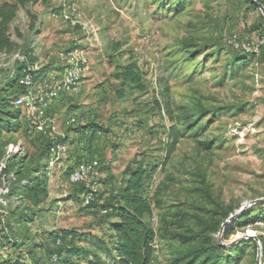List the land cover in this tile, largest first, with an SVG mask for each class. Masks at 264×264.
<instances>
[{
    "label": "rangeland",
    "instance_id": "1",
    "mask_svg": "<svg viewBox=\"0 0 264 264\" xmlns=\"http://www.w3.org/2000/svg\"><path fill=\"white\" fill-rule=\"evenodd\" d=\"M255 1L264 5V0ZM65 13L79 14L78 23L65 20ZM262 18L248 0H49L47 5L38 2L22 10L10 25L18 51L31 58L36 51L44 58L42 67L34 63L39 70H52L61 53L77 51L88 59L89 69L80 84L85 85L72 93L58 118H81L79 125L89 118V124L105 129L92 140L89 150L85 144L76 147L80 150L73 163L86 149L94 156L89 157L91 163L98 164L103 157L113 168L117 162L119 174L138 160L158 167L152 190L160 185L162 205L154 212L159 252L152 264H173L177 249L187 254L198 243L208 247V239L219 250L210 251L196 264L208 256L209 264H256L255 241L240 245L241 240L234 244H238L235 251L234 246L218 244V232L229 216L264 199ZM94 30L97 39L92 38ZM249 46L257 48L253 52L259 55H250ZM128 64L142 72L143 90L131 89L121 81L120 69ZM9 68L0 71L2 86L8 81ZM24 113L20 118H27ZM127 120L130 129L125 135L121 130ZM74 128L69 129L74 132ZM171 131L179 135V141L168 154ZM75 140L67 139L71 144ZM40 141L28 140L24 126L11 133L4 130L0 156L9 143L22 142L26 166L32 165L42 152ZM48 153L42 152L38 165L48 185L45 199L39 206L28 199L16 201L19 207L14 210L18 211L10 217L18 244L33 254L37 264H49L44 246H51V234L58 230H77L86 238L109 240L106 228L101 227L104 217L83 205L85 187L77 199L70 195L78 187L60 185L68 181L72 159L49 181ZM96 166L102 182L109 166L104 171ZM260 210L254 209L252 215H261ZM230 231L221 238L226 246L249 234L264 237V221L236 224ZM1 238L0 264H16Z\"/></svg>",
    "mask_w": 264,
    "mask_h": 264
},
{
    "label": "trees",
    "instance_id": "2",
    "mask_svg": "<svg viewBox=\"0 0 264 264\" xmlns=\"http://www.w3.org/2000/svg\"><path fill=\"white\" fill-rule=\"evenodd\" d=\"M38 2L48 4L49 0H15L14 3L5 0L0 2V53L6 52L12 54L17 51L10 35V25L17 18L20 10H27L30 6ZM248 2L252 7H257L252 0H248ZM29 18L35 22L34 20L36 18L32 14H29ZM262 19L264 21V18ZM31 30H33V27ZM251 52L250 55H259V53ZM29 55H25L27 62L29 65H33L35 62ZM239 63L246 65L248 62L247 60H239ZM23 67L22 64L17 65L19 76L21 75ZM42 70L43 69L32 73L35 80H40L44 76ZM120 71L119 77L124 85L135 90L144 89V86L141 84L142 72L135 64H128L121 68ZM25 94V88L19 86L17 79H8L7 83L1 88L0 114L5 115H3L2 118L0 117V134L4 130H9L11 133L21 128L20 117H22L24 109L16 108L13 105V101L17 97ZM161 109L162 108H160V111ZM167 111H169V108H167ZM80 119L81 118H77L78 121L74 125H69L76 127L73 129L76 132H80L82 129L85 131L88 130L87 138L83 145L85 144L86 149L89 150L93 145L92 140L98 135L101 128L99 129L97 125L92 124L82 127L78 124ZM70 131H72V129H70ZM67 139L66 136L57 138L52 144L51 141L45 138L44 140L42 139L41 142H43L44 145V141L48 140V142H50L48 143L49 147L57 144H67L70 149L69 160L72 159L71 162H73L74 158L77 156V151L73 149L72 145L74 143H69ZM169 139L167 153L171 154L179 141V135L176 133L172 134L171 131ZM49 147L46 148L45 146L41 151H48ZM86 149H84L83 157L68 168L69 174L79 164L90 162L89 157L91 154L90 151ZM42 152L37 162L32 165L26 166L28 160L27 156L12 161L10 169L13 170L17 166L18 181L12 187L10 196H15L21 199V201L28 199L36 206H39L43 202L48 192V185L46 179H43L44 176L41 175L42 166H38L41 162ZM108 171L111 173L110 169H107V172ZM157 172V166L138 160L128 165L122 171L120 178L112 183V186L109 188H107L109 180L105 177L104 180L100 182L101 185H104V192H101L100 189L95 201L88 206L87 209L91 208V210H89L91 211L90 213L104 217L105 220H103L101 227L106 228L108 233L110 232V235H108V242L103 241V238L101 239L92 235H89L87 238L83 237L82 234L76 230L53 232L51 234V246H44L48 253L49 264H53L51 262L53 255H57L59 261L63 264H152L159 252V232L155 228L158 220L156 219V222H152L151 220L155 217L154 212L159 210L162 205L159 199L161 190L160 185L152 190L154 177ZM76 187L79 188L78 192L72 193L70 196L72 197V195H74L75 198L80 199L83 188L78 185ZM19 190H21L27 198L18 194L20 192ZM256 208L261 209V215H252V212ZM15 211H18V209L8 213L4 224L0 216V237H2L1 239L7 244L9 254L14 258L13 261L16 262V264H37L33 258V254H30L18 244L17 238L11 229L10 217L13 213L15 214ZM18 220L19 224L22 223L20 218H18ZM258 221H264V203L257 204L253 206L251 210H247V212L232 223L233 226L229 230H226L225 233L230 234V230L233 229L236 224L244 223L254 225ZM220 230L221 227L219 232ZM199 235L200 238L203 237V234ZM258 239L261 242L264 257V237L258 236ZM254 241L253 239L244 240L240 242V245L253 244ZM57 242H59V245H57ZM80 243L88 244L89 247L81 246L79 245ZM207 243L208 247L202 243H198L195 247L191 248L187 254H183L184 252L181 249H177L175 252L176 254H174L176 259L173 264H196L202 256L207 255L210 251L219 250L216 247H211L212 239H208ZM233 246L235 250L238 244ZM102 255L104 256L103 259ZM210 261L211 259L208 256L202 264H209Z\"/></svg>",
    "mask_w": 264,
    "mask_h": 264
},
{
    "label": "built area",
    "instance_id": "3",
    "mask_svg": "<svg viewBox=\"0 0 264 264\" xmlns=\"http://www.w3.org/2000/svg\"><path fill=\"white\" fill-rule=\"evenodd\" d=\"M79 14L69 15L64 14L63 18L69 20L73 25L78 23ZM91 33V32H90ZM92 38L97 39L98 33L94 30ZM247 48V47H246ZM248 51L257 52V48H247ZM63 70L58 79L52 81L48 79L35 80L32 73L39 71L37 64L29 65L26 56L20 51H15L12 54L6 52L0 53V71L9 68L8 79H17L19 86L24 87L26 94L19 96L13 101L16 108L24 109L27 116L26 122L34 128L37 133L42 135L53 134L56 137H64L58 132L57 125L52 120L48 112L65 95L74 93L82 82L85 74L88 72L89 63L87 57L79 54L77 51L61 53L59 55ZM22 64L24 67L21 70V75H18L17 65ZM3 86L0 84V90ZM77 118H70L68 124L74 125L77 123ZM26 157V146L22 142L9 143L5 147V154L0 159V216L2 223L10 212L19 207V198L10 196L12 187L18 181L17 166L12 170L10 164L14 159H22ZM70 158V149L67 144H57L49 149L47 172L46 176L49 181L54 178L56 172L67 168ZM96 163L83 162L79 164L68 175V181L65 187L68 186H84L85 190L82 197L83 205L90 206L98 196L100 191V173ZM152 222H156L154 217ZM59 245V242H57ZM156 247V246H155ZM53 264H63L59 261L57 255L51 258Z\"/></svg>",
    "mask_w": 264,
    "mask_h": 264
},
{
    "label": "crops",
    "instance_id": "4",
    "mask_svg": "<svg viewBox=\"0 0 264 264\" xmlns=\"http://www.w3.org/2000/svg\"><path fill=\"white\" fill-rule=\"evenodd\" d=\"M3 1H5V0H3ZM2 1V2H3ZM7 1H9V2H12V3H14L15 2V0H7ZM47 5V4H46ZM22 10H20L19 11V13L21 12ZM18 13V14H19ZM18 16V15H17ZM85 54V53H84ZM33 60L35 61V64H39L40 66L39 67H42L41 66V63H42V60L44 59H41L40 58V54H36V51H35V53H33ZM47 57V56H46ZM50 59H52L53 60V58H48L47 59V61H49ZM47 63V62H46ZM62 61H61V59H60V57H58V64L56 63V65H54L53 64V66H51V68H52V70L51 69H43L42 70V74L44 75L40 80H42V79H48V80H50V81H52V80H54V79H58L59 78V76H60V74H61V72H62V70H63V67H62ZM83 85H85V84H82V85H80L79 87H78V92H80V90H81V87H83ZM84 87H86V86H84ZM73 94H70V95H65V96H62L61 97V99H59L58 100V102L55 104V106H54V108L50 111V115L52 116V117H54V118H51L52 120H54L55 121V123H56V125H57V128H58V132H59V134L60 135H63L64 137L66 136L69 140H72V139H76L75 141H74V145H72L73 146V149L74 150H76V151H79L80 150V148H76L77 146L78 147H82V145H83V143L85 142L84 140L87 138V134H88V130L87 131H85V130H81L80 132H76V131H74V132H71L70 131V125L68 124V122H69V119L70 118H58V116H59V114H61V113H63L64 112V110H65V108H64V106L66 105V104H68L69 102V97L70 96H72ZM76 95V94H75ZM61 107V108H60ZM57 108H59V109H57ZM53 113H54V115H53ZM48 115H49V112H48ZM22 120H23V122H22ZM85 120V121H84ZM84 120H82L83 122L81 123V125L80 126H82V127H85V126H87V125H89V123H90V120H89V118H84ZM114 120L116 121V118H114ZM136 121L137 122H139V118H136ZM20 123H21V126L23 127L24 126V133L27 135V137H28V140H36V141H38V140H41L42 141V139L44 140L45 138L46 139H48L49 141H51L52 142V144L55 142L54 140H56L57 138H63V137H56V136H54L53 134H50V135H42V134H40V133H37L35 130H34V128H32V126H30L27 122H26V119H22L21 118V120H20ZM111 123V122H110ZM123 127H122V130H121V132L122 133H124L125 135H126V133H128L129 132V129H130V127H128V120L126 121V125H122ZM103 129H105L104 127H102ZM100 129L99 130V132H98V135H101L102 133H103V129ZM75 129V128H74ZM85 129V128H84ZM48 140L47 141H44V145H43V142H41L40 141V143H38V149L39 150H42L43 148H45V146H47L48 145V143H50V142H48ZM52 146H50V148H51ZM49 148V149H50ZM49 151V150H48ZM112 152H115L114 150H111V153ZM117 153H118V150H117ZM113 154V157H115L114 156V153H112ZM48 155H49V153H48ZM91 156L92 157H94L92 154H91ZM101 159L102 160H100L99 162H97L98 164L97 165H99V169L101 170V171H104V168L105 167H107V166H109L107 169H110L111 170V173H109V171L108 172H104V175H106V177L108 178V184H107V188H109L110 186H112V183H114L116 180H118L119 178H120V176H121V173L119 174V170H120V166H118L116 163L117 162H115V163H113V165H115L113 168L110 166V163H112V162H109V161H105L104 160V158L103 157H101ZM76 160V157L74 158V160L73 161H75ZM70 161V160H69ZM68 161V162H69ZM47 163H48V159H47ZM70 163V162H69ZM71 163H73V162H71ZM127 166V165H126ZM126 166H124V168H123V170L126 168ZM106 169V170H107ZM112 170L113 171H117V173L119 174H117L118 176H114V173H112ZM122 170V171H123ZM60 172H62V171H60ZM64 172V171H63ZM52 181V180H51ZM60 185H65V184H60ZM70 199H72V198H70ZM90 216H91V214H90ZM65 229H63V230H58V232L59 231H64ZM77 231V230H76ZM108 235H110V232L108 233ZM79 245H82L81 243L79 244ZM83 245H84V247H89V245L88 244H84L83 243Z\"/></svg>",
    "mask_w": 264,
    "mask_h": 264
},
{
    "label": "water",
    "instance_id": "5",
    "mask_svg": "<svg viewBox=\"0 0 264 264\" xmlns=\"http://www.w3.org/2000/svg\"><path fill=\"white\" fill-rule=\"evenodd\" d=\"M252 2H254L258 9L260 10V12L262 13V15L264 16V6L260 3H257L255 0H252ZM261 203H264V199H261V200H257V201H254L252 202L251 204L245 206L244 208L240 209L238 212H236L233 216H230L228 218V220L222 225L221 227V230L218 234V244L220 246H223V247H232L234 244L238 243L239 241H243V240H248V239H253L256 241L257 243V261H256V264H261V257H262V247H261V243H260V240L258 239L257 236H254V235H247V236H243L241 238H239L236 242L226 246L224 244H222L221 242V238L223 237L224 233L226 232L227 228L230 226V224H232L238 217L242 216L247 210L248 208L254 206V205H257V204H261Z\"/></svg>",
    "mask_w": 264,
    "mask_h": 264
}]
</instances>
